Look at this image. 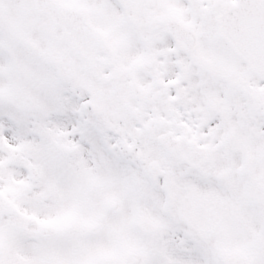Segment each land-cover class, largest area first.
Instances as JSON below:
<instances>
[{
    "label": "snow or ice",
    "instance_id": "6c2138e0",
    "mask_svg": "<svg viewBox=\"0 0 264 264\" xmlns=\"http://www.w3.org/2000/svg\"><path fill=\"white\" fill-rule=\"evenodd\" d=\"M0 264H264V0H0Z\"/></svg>",
    "mask_w": 264,
    "mask_h": 264
}]
</instances>
